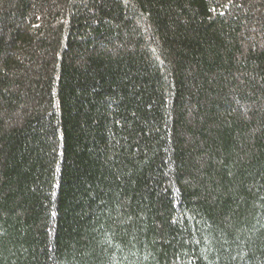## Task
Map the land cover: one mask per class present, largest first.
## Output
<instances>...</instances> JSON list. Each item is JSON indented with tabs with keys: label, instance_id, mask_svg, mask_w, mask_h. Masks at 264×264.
Returning <instances> with one entry per match:
<instances>
[{
	"label": "trees",
	"instance_id": "1",
	"mask_svg": "<svg viewBox=\"0 0 264 264\" xmlns=\"http://www.w3.org/2000/svg\"><path fill=\"white\" fill-rule=\"evenodd\" d=\"M0 264H264V0H0Z\"/></svg>",
	"mask_w": 264,
	"mask_h": 264
}]
</instances>
